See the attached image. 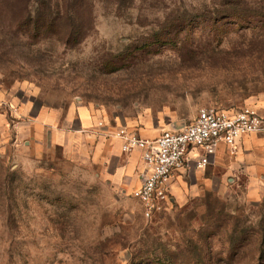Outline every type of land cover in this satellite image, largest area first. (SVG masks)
Instances as JSON below:
<instances>
[{"label": "rangeland", "instance_id": "obj_1", "mask_svg": "<svg viewBox=\"0 0 264 264\" xmlns=\"http://www.w3.org/2000/svg\"><path fill=\"white\" fill-rule=\"evenodd\" d=\"M25 7L0 0L10 124L79 106L105 132L140 136L264 98V0H86L72 8L84 35L73 45L19 23ZM3 141L0 264H264V180L190 162L170 181L171 203L146 218L103 169V150Z\"/></svg>", "mask_w": 264, "mask_h": 264}, {"label": "crops", "instance_id": "obj_2", "mask_svg": "<svg viewBox=\"0 0 264 264\" xmlns=\"http://www.w3.org/2000/svg\"><path fill=\"white\" fill-rule=\"evenodd\" d=\"M250 106L264 117V98L256 100ZM6 116L0 112V139L6 141L12 138L15 144L20 139H26L25 142L31 147L51 143L69 148L76 145L83 149L89 148L92 152L103 150L106 159L103 169H106L121 193L132 195L133 191L141 186L146 172L141 152L134 150L124 153L121 149L122 140L116 134L117 130L105 132L99 126L101 122L95 117L92 109L78 106L72 108L70 113L64 114L62 111L38 108L26 121H12L11 124ZM180 126L174 125L170 129ZM163 131L165 129H140L139 134L142 138L153 140ZM193 155L195 152L190 154L191 157ZM208 166H221L233 177L243 175L251 183L255 182L254 184L264 180V130L240 138L234 153L221 144L210 157Z\"/></svg>", "mask_w": 264, "mask_h": 264}, {"label": "built area", "instance_id": "obj_3", "mask_svg": "<svg viewBox=\"0 0 264 264\" xmlns=\"http://www.w3.org/2000/svg\"><path fill=\"white\" fill-rule=\"evenodd\" d=\"M263 130L264 117L251 106L237 109L210 106L201 108L191 123L165 130L153 140L124 128L116 134L122 140L124 153L141 152L146 172L132 196L143 206L144 216L152 218L171 203L170 181L187 169L190 162L205 168L221 144L234 153L240 138ZM192 152H195L193 157Z\"/></svg>", "mask_w": 264, "mask_h": 264}, {"label": "trees", "instance_id": "obj_4", "mask_svg": "<svg viewBox=\"0 0 264 264\" xmlns=\"http://www.w3.org/2000/svg\"><path fill=\"white\" fill-rule=\"evenodd\" d=\"M26 7L25 17L19 19V23L22 22L25 26H35L36 31H39L44 27V33L48 32L51 35L55 33L59 41L64 42L66 45H73L84 37L82 31L76 23V18L73 17V7L82 9L85 6L86 0H60L61 7L58 11H55L53 0H44L40 5V11L38 13L31 12L30 6L28 5L29 0H23ZM38 1V0H37ZM58 7V6H57ZM35 14V16H33ZM40 32V31H39Z\"/></svg>", "mask_w": 264, "mask_h": 264}]
</instances>
